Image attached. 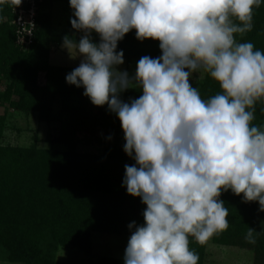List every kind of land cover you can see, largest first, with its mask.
I'll return each instance as SVG.
<instances>
[{
    "label": "clouds",
    "instance_id": "1",
    "mask_svg": "<svg viewBox=\"0 0 264 264\" xmlns=\"http://www.w3.org/2000/svg\"><path fill=\"white\" fill-rule=\"evenodd\" d=\"M69 2L71 25L84 35L64 38L63 47L83 56L66 82L118 116L124 151L135 161L125 165L122 186L146 205L144 223L128 225L134 231L124 264H198L189 237L204 245L229 227L222 191L264 211V125L252 124L264 101V51L235 38L252 31L253 9L264 0ZM132 29L138 40H158L162 51L141 57L134 76L119 70L124 52L117 51ZM197 71L221 91L202 99L190 83ZM130 88L142 94L125 102L120 94ZM254 232L249 228V243Z\"/></svg>",
    "mask_w": 264,
    "mask_h": 264
},
{
    "label": "trees",
    "instance_id": "2",
    "mask_svg": "<svg viewBox=\"0 0 264 264\" xmlns=\"http://www.w3.org/2000/svg\"><path fill=\"white\" fill-rule=\"evenodd\" d=\"M55 4L69 17L60 32L52 20ZM18 7L12 0L0 3V140L9 111L34 114L55 131L47 136L49 148H39L36 137L29 147L0 145V248L11 264H84L59 262L55 253L70 247L89 257L93 234L130 237L134 229L128 225L144 223L146 205L122 186L125 165L135 161L124 151L118 116L107 104H92L82 87L66 82L75 68L50 63L51 49L64 44L65 36L78 42L84 35L71 25L75 17L69 0H35L33 41L26 46L17 44L13 22ZM252 23V31L235 38L264 51V3L253 9ZM92 40L100 42L94 31ZM159 43L138 40L132 29L118 41L117 51L123 50L126 60L156 58L162 55ZM192 85L205 100L221 91L203 71ZM141 94L130 88L120 98L126 102ZM254 117L253 125H264V101L256 103ZM86 139L101 144L98 153L78 149V141ZM220 199L229 211V227L213 235L211 242L248 250L252 264H264V211L259 203L245 201L243 194L237 196L230 189L222 191ZM249 228L256 230L255 243L245 239ZM189 240L199 254L198 264H203L206 245L191 236ZM95 264H124V259L100 256Z\"/></svg>",
    "mask_w": 264,
    "mask_h": 264
},
{
    "label": "rangeland",
    "instance_id": "3",
    "mask_svg": "<svg viewBox=\"0 0 264 264\" xmlns=\"http://www.w3.org/2000/svg\"><path fill=\"white\" fill-rule=\"evenodd\" d=\"M52 20L55 28L60 32L68 21V14L61 5L55 4L53 7ZM83 59L82 55H77L75 49L68 50L63 44L58 48H52L50 51V63L58 66L76 68ZM139 59L126 60L124 64L118 66L119 70H127L130 76H134ZM202 71L193 73L190 77V83L193 84L197 79L201 78ZM1 88V87H0ZM124 92L120 94L122 96ZM129 102V101H126ZM7 128L0 145H11L18 147H29L34 143V138L38 139L39 148H49L50 144L47 140L49 133H54V127H49L45 123L40 122L34 114H22L19 112L9 111ZM52 133V134H53ZM103 136V131L98 132V137ZM86 139L78 141V149L83 152L98 153L101 144ZM126 143L124 132L122 133V145ZM129 236H109L105 234H93L92 245L93 253L91 256H85L70 247H61L55 253V258L63 263H84L95 264L100 256H109L113 258L124 259L125 249L129 240ZM206 245V256L203 264H252V253L248 250L236 247H227L215 245L209 239ZM0 264H11L7 260V255L0 248Z\"/></svg>",
    "mask_w": 264,
    "mask_h": 264
},
{
    "label": "built area",
    "instance_id": "4",
    "mask_svg": "<svg viewBox=\"0 0 264 264\" xmlns=\"http://www.w3.org/2000/svg\"><path fill=\"white\" fill-rule=\"evenodd\" d=\"M16 19L13 22L17 27V44L22 46L32 44V32L34 30L35 0H22L17 9Z\"/></svg>",
    "mask_w": 264,
    "mask_h": 264
}]
</instances>
